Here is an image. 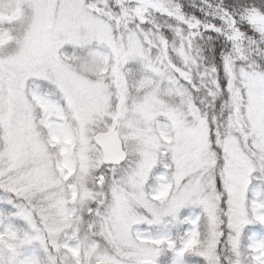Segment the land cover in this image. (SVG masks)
<instances>
[{
    "label": "snow or ice",
    "instance_id": "6c2138e0",
    "mask_svg": "<svg viewBox=\"0 0 264 264\" xmlns=\"http://www.w3.org/2000/svg\"><path fill=\"white\" fill-rule=\"evenodd\" d=\"M0 264H264V0H0Z\"/></svg>",
    "mask_w": 264,
    "mask_h": 264
}]
</instances>
